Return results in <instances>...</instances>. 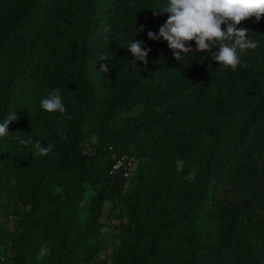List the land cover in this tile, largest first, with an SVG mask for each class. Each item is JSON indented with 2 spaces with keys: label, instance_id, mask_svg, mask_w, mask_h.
<instances>
[{
  "label": "trees",
  "instance_id": "16d2710c",
  "mask_svg": "<svg viewBox=\"0 0 264 264\" xmlns=\"http://www.w3.org/2000/svg\"><path fill=\"white\" fill-rule=\"evenodd\" d=\"M165 4L0 0V122L18 117L0 138V192L23 206L13 264H264V16L237 26L257 47L233 71L194 41L178 61L148 39ZM132 39L147 65L134 67ZM51 89L66 115L41 108ZM19 131L52 152L34 156ZM112 152L136 157L131 180L109 174ZM108 203L119 235L102 257Z\"/></svg>",
  "mask_w": 264,
  "mask_h": 264
},
{
  "label": "clouds",
  "instance_id": "9594fccd",
  "mask_svg": "<svg viewBox=\"0 0 264 264\" xmlns=\"http://www.w3.org/2000/svg\"><path fill=\"white\" fill-rule=\"evenodd\" d=\"M154 15L167 13L168 18L159 27V32L148 31V39L159 41L161 38L167 41L174 58L181 61L185 54L194 50L187 44L195 42V52L210 53L211 59L219 63L220 67L231 68L233 71L242 63V55L248 50L255 49L257 42L248 36V30L237 27L241 21L255 17L257 21L264 16V0H166V4L159 9H152ZM221 25H226L222 29ZM108 31L107 28L104 29ZM144 26L135 28L136 33L143 31ZM108 42V38H104ZM218 46L216 51H212ZM132 54L134 67L136 62L148 63V54L151 49L146 48L141 40L132 39L127 48ZM101 61H108L106 56ZM243 64V67H247ZM100 72H109L108 64H101ZM41 108L48 113L67 114L63 97L59 89H51L40 101ZM71 119V117H68ZM16 112L9 113L0 122V138L8 136V126L17 120ZM19 131L14 133V139L18 144L33 147L34 156H47L52 152V145L44 146L39 140H33L31 136L24 138Z\"/></svg>",
  "mask_w": 264,
  "mask_h": 264
},
{
  "label": "rangeland",
  "instance_id": "374dc122",
  "mask_svg": "<svg viewBox=\"0 0 264 264\" xmlns=\"http://www.w3.org/2000/svg\"><path fill=\"white\" fill-rule=\"evenodd\" d=\"M109 206L110 203L104 208L102 214V220L105 219L107 225L97 236L100 241L107 244L106 253H101L102 257L106 256L111 248L118 243L119 231L116 230L114 226L119 221L108 213ZM22 209L23 206L15 193L11 192V194L7 195L4 192H0V264H13L9 259V252L5 250L6 234L16 232L15 225L20 217ZM94 264H98V260H96ZM107 264H111V262L107 261Z\"/></svg>",
  "mask_w": 264,
  "mask_h": 264
},
{
  "label": "built area",
  "instance_id": "2783aa9c",
  "mask_svg": "<svg viewBox=\"0 0 264 264\" xmlns=\"http://www.w3.org/2000/svg\"><path fill=\"white\" fill-rule=\"evenodd\" d=\"M136 163V157L129 153L112 152L108 172L111 175L121 174L124 178L131 180L135 174Z\"/></svg>",
  "mask_w": 264,
  "mask_h": 264
}]
</instances>
